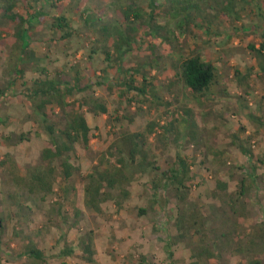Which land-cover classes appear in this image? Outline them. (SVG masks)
<instances>
[{"label":"rangeland","instance_id":"1","mask_svg":"<svg viewBox=\"0 0 264 264\" xmlns=\"http://www.w3.org/2000/svg\"><path fill=\"white\" fill-rule=\"evenodd\" d=\"M5 1L0 0V264H34L25 257L28 246L43 253L44 264H88L81 248L86 242L93 246L94 264H193L203 248L223 257L203 258L200 264L264 262L263 253L239 254L245 243L237 239L264 224V59L249 49L259 50L264 41V0H14L15 13L34 14L40 8L44 13L30 20V52L17 66L11 62L15 25L3 17ZM186 1L200 10L189 11L191 35L176 36L174 14ZM151 4L157 6L154 19L163 28L162 38L141 27L134 51L122 64L123 70L139 71L138 84L147 77V95L131 92L121 99L117 87L116 99L106 86L83 95L99 100L112 118L121 120L111 129L110 117L87 113L92 139L88 150H75L79 173L56 185L55 195L40 203L27 186L49 140L38 119L27 120L32 106L22 97L23 83L31 85L47 69L50 78L61 74L69 80L80 73L89 84L106 76L118 84L119 71L105 63L100 29L118 23L126 28L123 10L132 5L151 14ZM57 16L70 23V38L51 31ZM192 52L216 70V81L202 99L194 98L177 77L180 61ZM16 68L24 78L12 84ZM172 117H182L179 137L164 129L147 134L148 123L163 126ZM135 134L146 135L148 144L142 147L145 162L138 157L128 169L129 178L134 174L125 187L129 198L115 196L90 208L86 177L111 144L117 142L126 155L123 137ZM22 135L26 140H20ZM175 171L180 177L188 172L185 187L178 186ZM243 180L248 190L232 215L227 200H235ZM223 232L228 238L219 242ZM65 246L73 248L72 255L61 254Z\"/></svg>","mask_w":264,"mask_h":264},{"label":"trees","instance_id":"2","mask_svg":"<svg viewBox=\"0 0 264 264\" xmlns=\"http://www.w3.org/2000/svg\"><path fill=\"white\" fill-rule=\"evenodd\" d=\"M48 5V2H45ZM14 0H6L4 6L3 17L14 23L15 28L12 37L15 41L13 44L14 56L11 62L17 61L20 57H27L30 52L29 33L32 29L30 20L32 18L38 20L44 17L43 8L33 13L27 12L24 15L15 13ZM151 14L144 13L142 9H137L132 5H129L123 10L125 21L128 23V27L124 28L122 24H105L101 29V38L104 40L105 50L103 55L105 57V63L108 69L119 71L120 81L117 84V79L109 83V77L106 76L99 79V82L89 84L83 81V77L80 73L75 74V79H63L61 74L57 75V78H50L46 74L47 69H44L40 77L32 81L31 85L23 83L22 97L27 100L32 106V113L27 117L28 119L36 118L40 121L39 126L43 133L49 140V145L45 147L40 154L39 168L36 173L31 176L30 183H28V192L30 195L39 198L40 203H43L50 195H55V187L58 184L68 183L72 180L76 173H79L77 167V157L75 156V150L77 147H82L85 150L89 149L90 141L92 139V129L89 125L87 113L92 116H108L111 119L110 127L115 129L117 127V116L111 117L109 109L105 104L99 100L83 96L87 92L91 91L93 87H107L111 93L117 99V87L119 89V98L125 99L126 96L135 92L137 95L145 97L148 93L150 84L147 83V77L143 76V84H138L135 77L139 74V71L123 70V59L134 51V44H136V37L141 29L144 27L149 31V35L159 40L162 38L159 30L163 28L155 24L154 15L157 9L156 5H150ZM200 10L194 4L184 2L182 11L175 12L176 23L174 25L176 36H188L191 35V27L193 22L190 19L189 11ZM213 9V8H210ZM89 20V18H88ZM51 25V31L57 35H63L62 38H70L72 36V30L70 23L64 17H54ZM92 22V21H90ZM95 22V21H94ZM86 23H89L86 22ZM161 41V40H160ZM154 51L155 47H151ZM254 53H259L264 59V46L259 50L254 47H249ZM155 52H153L154 54ZM15 66V67H16ZM118 67V69H117ZM177 77L196 99H202L207 96L212 86L216 81V70L213 64L206 63L202 60L200 55H192L187 59H182L177 67ZM23 73L19 69L13 71L12 84H16L19 79H22ZM118 85V86H117ZM76 95H81L77 100H73ZM73 100V101H72ZM72 101V102H71ZM89 107V109H86ZM56 109L61 112V115L56 114ZM117 115V110H116ZM34 118V119H35ZM182 119V117H180ZM177 117H172L167 125L160 126L157 122L148 123L146 126V132L148 135H154L158 129H164L161 131L165 134H174L176 137L181 135L182 120ZM125 119V118H123ZM146 135H131L123 137L128 144L127 154L125 151L117 148V142L111 144L108 149L102 153L99 158L98 165L95 170L91 172L87 177V185L84 188L85 198L88 201V206L92 209L98 208L102 203H106L109 200H114L115 196L119 199H128L129 192L126 190V185L129 183L133 175L130 178L127 174L128 169L136 165L138 157H141V161L145 162V154L142 147L148 144ZM21 141L26 140V135L20 137ZM247 156L249 161H253V156L246 151H242ZM251 161V162H252ZM254 163V161H253ZM3 166V163H0ZM13 172H17V166H12ZM183 177L173 172L172 176L178 178V186L183 188L184 179L187 175V171H182ZM145 174H140L141 177ZM176 175V176H175ZM169 181L168 180L167 184ZM175 184V183H173ZM157 187V185H156ZM219 189L223 192L227 191L225 184L218 183ZM158 188V187H157ZM156 188V189H157ZM248 186L245 180L241 183V192L235 195V200H227L228 208L231 210L232 215H235L236 209L241 205L243 196L246 193ZM118 191V192H117ZM68 191H64V200H68ZM70 193V192H69ZM115 194V195H114ZM74 199V198H73ZM118 205V202H117ZM119 206H121L119 204ZM217 211V210H216ZM1 223V222H0ZM0 224V229L1 228ZM219 242L228 238V233L220 235ZM237 239H241L245 243V248H239L238 253H263L264 254V224L257 225L252 230L243 234L237 235ZM67 251L63 252V256H70L73 254L67 246ZM207 247V246H206ZM82 251L84 253V260L88 264H94L95 253L91 242L82 244ZM245 249V252H244ZM169 258H173V254L170 252L169 246L166 247ZM25 257L32 260L34 264H44L43 253L33 247L26 249ZM223 255L216 252L213 253L207 248H203L202 252L198 255L197 262L193 264H200L203 258H210L212 260L220 261ZM251 262H247L250 264ZM251 264H264V262H254Z\"/></svg>","mask_w":264,"mask_h":264},{"label":"crops","instance_id":"3","mask_svg":"<svg viewBox=\"0 0 264 264\" xmlns=\"http://www.w3.org/2000/svg\"><path fill=\"white\" fill-rule=\"evenodd\" d=\"M263 35H264V34H263ZM263 37H264V36H263ZM262 46H264V41H263L262 44H261V47H262ZM261 47H260V48H261ZM260 48H259V49H260ZM256 49H257V48H256ZM120 205H121V203H120ZM83 242H84V241H83ZM83 242H82V243H83ZM69 250H71L72 252H74L73 248H71V247H69ZM65 251H67V249L63 248L60 252H61V254H62V253L65 252ZM107 264H110V261H109V260H107ZM121 264H127V262H125V263H121Z\"/></svg>","mask_w":264,"mask_h":264}]
</instances>
